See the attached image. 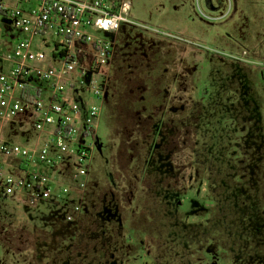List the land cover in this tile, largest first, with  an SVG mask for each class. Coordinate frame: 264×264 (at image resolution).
Masks as SVG:
<instances>
[{"label":"rangeland","instance_id":"obj_1","mask_svg":"<svg viewBox=\"0 0 264 264\" xmlns=\"http://www.w3.org/2000/svg\"><path fill=\"white\" fill-rule=\"evenodd\" d=\"M106 1L118 2L119 0ZM129 1L132 4L130 19L145 30L142 34L146 36L144 38H147L148 49L151 53L153 51L155 57L156 47L151 40L153 37L158 40L161 49L160 64L155 65L156 67L151 72L143 74L141 78L152 83L154 82L152 80L161 78L163 82L160 87L162 93L158 98L156 97V103L146 101L141 105L144 107V111L141 113L142 125L137 128L139 135L135 137L137 141L134 142L141 143V137L144 136L143 129L146 130V126L149 127L152 123L148 120L156 118L162 124L171 122L175 128L179 127L177 129L179 132L174 135L173 145L168 148L173 152L172 163L176 168V181L174 179L170 182L179 183L181 187H185L187 191L185 203L188 206L195 200L207 201V198L205 199L207 196L206 184H203L201 193L198 194L199 187L194 180V168L191 165L194 141H196L195 135L190 134L192 132L190 129L188 134L191 136H187V130L180 128L179 123L190 115L194 107L196 113L198 110H205L206 115L203 118L208 116V120L206 119L204 123L209 130V143L213 145L220 141L219 116L226 117L228 115L229 108L227 109V106H231L232 102H235L237 110L242 112L246 126L251 125L252 114L258 119L264 117V0H219L222 8L217 12L209 9L206 0ZM22 8L29 10L31 6L23 4ZM3 27L5 33L2 35V39L15 42L17 38L25 37V33L15 28L10 20L4 19ZM91 32L103 39L111 40L113 38L110 33L95 30H91ZM179 33L182 34L179 38L172 36ZM35 47L50 54L53 43L49 49L42 48L41 39L37 38ZM141 55L145 56L144 52ZM53 63L57 64L56 61L48 58L42 64H32L37 68L33 74L36 85L39 89H44V92H47V86L40 77L42 72ZM80 93H84L83 103L78 100L81 105L101 103L88 90L80 88L74 93L75 100ZM67 95H69V91H67ZM146 96L147 98L152 97L150 93ZM159 98L160 101H158ZM199 102L203 104H198ZM105 112L106 109L97 130L100 145L96 148L90 167V171L99 180L90 186L89 178L87 192L89 193V190L96 191L100 202L103 197L115 196L114 198L119 200L125 213L124 222L128 219V223L124 224L123 221H118L116 209L105 204L102 206L101 218L96 216L98 220H95L92 225H100L99 219L107 220L106 223H118L124 229L120 233L117 228L111 229L113 236L111 240L115 241L118 240V237L123 236L119 240H128L129 244L135 245L136 238L134 233L129 230V226L131 227L134 223L133 211H139V200L149 185L146 180L136 181L138 175L135 170L139 168L141 179L158 173L159 170L156 166L158 160L153 157L160 154L158 150L162 148L158 143L164 136L158 137L159 142L156 143V146L146 147L138 159L136 158L138 164L136 165L135 161H130L127 151L129 144L125 146L120 140L112 139ZM197 118L196 126L198 127L203 119L201 120L199 115ZM25 123L24 120L10 124L6 129V138L21 145L33 144L37 132L32 122L29 127L27 125L26 128H22ZM136 166L138 167L135 169ZM67 185H71V183ZM88 193L87 196L80 195L81 200L73 202V207L77 203L83 210L82 212L80 210L78 214L74 212L73 207L70 208L66 205L67 200H72L75 197L74 194L62 199L53 197L48 201L41 200L34 205L35 207L30 205L28 209L15 200H0V242L4 243V239L10 241L14 250L10 252L14 254L9 255L8 250L4 252L3 246L0 245V264H29L36 244L34 235L38 233L44 237L51 233L48 223L49 215L56 213L58 216L55 219V224L64 223L65 225L69 222L68 216L78 218L83 214L86 215L88 206L93 203L88 199ZM190 220L197 221L196 219ZM143 238L146 240L143 243L144 248L146 246L153 250V241L146 237ZM59 246L58 235L51 234L46 252H49L48 248L50 251L54 249L49 252L51 254L58 252L56 250ZM133 250L135 251H129L130 256L125 258L124 264H156L153 260V257L156 256L154 253V256L149 257L145 249ZM67 257L70 258L66 256L63 257V260H68ZM24 258L29 260L25 261ZM83 260L82 257L79 259L80 264H84ZM86 263L90 264V261ZM225 264L244 263L228 262Z\"/></svg>","mask_w":264,"mask_h":264},{"label":"trees","instance_id":"obj_2","mask_svg":"<svg viewBox=\"0 0 264 264\" xmlns=\"http://www.w3.org/2000/svg\"><path fill=\"white\" fill-rule=\"evenodd\" d=\"M144 31L138 24L121 27L103 110L106 109L105 117L112 139L120 140L125 146L129 144L128 155L136 165L146 147L156 146L158 137L164 136L158 143L162 148L158 150L160 154L153 157L158 160V173L141 179L139 168L135 167L136 181L149 182L139 200V211H133L134 223L129 226L136 244L119 240L123 236L111 240V229L117 228L119 233L124 229L118 223L99 219L100 225H92L101 218L105 204L116 209L118 221L127 224L128 219L124 222L125 213L115 196L103 197L101 203L96 191L89 190L85 196L88 193V199L93 203L88 206L86 215L73 217L66 225L55 224L56 213L49 215L51 233L44 237L38 233L34 235L36 244L29 264H80L81 257L84 264L88 261L90 264H124L125 258L130 256L129 251H135L133 249H145L149 257L154 253L156 264H264V117L258 119L252 114L251 125L246 126L242 112L232 102L227 106L228 115L219 116L220 141L213 145L209 143V130L204 123L208 120V116L203 118L205 110L196 113L194 107L190 115L179 123L180 128L187 130V136L195 135L191 165L199 187L198 194L203 184L207 188V201L195 200L188 206L185 187L170 182L175 179L176 168L172 163L173 152L168 148L173 145L179 127L175 128L171 122L162 124L154 118L148 120L152 123L143 129L141 143L134 142L139 135L137 128L142 125L144 107L141 105L146 101L155 104L163 84L161 78L152 80L153 83L141 78L159 65L161 59L158 40L155 37L151 39L156 47L154 57L146 45ZM142 52L145 56L141 55ZM148 93L152 97L147 98ZM34 95L38 96V91ZM198 115L203 120L197 127ZM190 129L191 135L188 134ZM99 145L97 138L96 148ZM89 178L90 186L99 180L91 171ZM66 202L67 207L72 208L75 201ZM24 206L28 209L30 204ZM51 234L58 235L60 239V246L55 249L58 252L52 254L49 252L54 249L50 251L48 248L49 252H46ZM143 237L153 241V250L144 248L146 240ZM0 245L4 252L8 250L9 255L14 254L10 253L13 250L10 241L4 239ZM66 256L70 258L63 260Z\"/></svg>","mask_w":264,"mask_h":264},{"label":"built area","instance_id":"obj_3","mask_svg":"<svg viewBox=\"0 0 264 264\" xmlns=\"http://www.w3.org/2000/svg\"><path fill=\"white\" fill-rule=\"evenodd\" d=\"M30 5L29 10L22 5ZM129 0H0V200L36 205L53 197L81 200L89 182L97 130L104 110L107 83L117 53L118 35L130 19ZM13 22L24 38L2 39L3 20ZM91 30L110 33L111 40ZM37 38L42 48L35 47ZM48 58L39 89L34 63ZM88 90L100 104H79ZM38 91V96L34 92ZM69 91V95H67ZM30 122L37 132L31 145L8 141L10 124ZM21 128V129H22ZM71 183V185H67ZM83 198V197H82ZM80 213V206L73 207ZM68 221L73 217L68 216Z\"/></svg>","mask_w":264,"mask_h":264},{"label":"flooded vegetation","instance_id":"obj_4","mask_svg":"<svg viewBox=\"0 0 264 264\" xmlns=\"http://www.w3.org/2000/svg\"><path fill=\"white\" fill-rule=\"evenodd\" d=\"M206 1H207V6L209 7L211 11L217 12L221 10L222 5L220 4L219 0H206Z\"/></svg>","mask_w":264,"mask_h":264},{"label":"crops","instance_id":"obj_5","mask_svg":"<svg viewBox=\"0 0 264 264\" xmlns=\"http://www.w3.org/2000/svg\"><path fill=\"white\" fill-rule=\"evenodd\" d=\"M180 34H181V33H179V34H173L172 36H173V37H177V38H179V37H180ZM181 35H182V34H181ZM80 100H81V102L83 103L82 96L80 97ZM158 101H160V100H158ZM21 206H23V205H21Z\"/></svg>","mask_w":264,"mask_h":264}]
</instances>
